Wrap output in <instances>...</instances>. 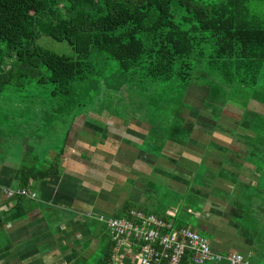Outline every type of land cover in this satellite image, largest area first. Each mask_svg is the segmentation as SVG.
Wrapping results in <instances>:
<instances>
[{
	"label": "crops",
	"instance_id": "1",
	"mask_svg": "<svg viewBox=\"0 0 264 264\" xmlns=\"http://www.w3.org/2000/svg\"><path fill=\"white\" fill-rule=\"evenodd\" d=\"M211 87L191 82L178 91L184 106L176 99L175 110L159 115L85 107L54 134L37 128L36 142L50 143L47 149H36L22 132L16 142L0 144V206L7 208L0 264H76L106 229L97 218L125 216L129 204L174 226L193 229L195 220L216 251L248 254L235 216L245 196L264 193V153L258 154L259 140L253 145L264 135V98L252 93L207 106ZM43 118L54 127L60 119ZM50 163L55 175L29 182L37 197L9 207L3 188L21 186V166ZM107 241L108 249L110 234Z\"/></svg>",
	"mask_w": 264,
	"mask_h": 264
},
{
	"label": "trees",
	"instance_id": "2",
	"mask_svg": "<svg viewBox=\"0 0 264 264\" xmlns=\"http://www.w3.org/2000/svg\"><path fill=\"white\" fill-rule=\"evenodd\" d=\"M247 1L0 0V96L9 85L33 81L53 82L52 93L64 95L92 80L112 88L116 84L107 82L101 69L110 61L116 62L119 83L142 68L154 79L177 80L186 89L197 79L196 64L203 62L225 85L252 87L264 68V23L249 14ZM41 36L66 42L71 52L45 47ZM170 98L164 104L174 103ZM176 99L184 106L182 96ZM56 173L51 163L24 165L18 180L28 187L32 179ZM241 202L235 225L249 247L248 254L241 253L250 264H264V193H251ZM6 213H0V226ZM111 254L112 245L100 264H107Z\"/></svg>",
	"mask_w": 264,
	"mask_h": 264
},
{
	"label": "rangeland",
	"instance_id": "3",
	"mask_svg": "<svg viewBox=\"0 0 264 264\" xmlns=\"http://www.w3.org/2000/svg\"><path fill=\"white\" fill-rule=\"evenodd\" d=\"M62 1V0H61ZM246 8L249 14L255 15L264 23V0H248ZM45 47L57 52L70 53L71 49L66 42H59L50 37L41 36L38 40ZM116 62L110 61L101 69L102 76H108L107 82L115 83V87L109 88L105 81H88L84 85L76 86L70 94H53L56 85L53 82H28L21 87L12 85L7 86L5 92L0 96V144L7 145L10 141L16 142L22 132V135H28L30 144L35 148L50 146V143L36 142V135L39 134L37 128L48 135L59 131L62 121L66 120L69 114L81 111L83 109L94 106L98 111L110 110L124 113H136L140 111H148L153 114H163L176 109V105L164 104L168 97L170 101H175L178 97L180 86L176 85L177 80L172 79H154L150 74H146V70L139 69L125 78L122 83L115 80ZM195 82H209L213 84L212 96L207 100V106H222L227 104L228 100H240L247 95L259 94L264 98V68L258 73L257 85L244 88L241 84H234L229 88L222 79L215 74L207 71V67L203 62L196 64ZM251 75V74H250ZM135 77L134 79H131ZM250 77V76H248ZM199 80V81H198ZM171 84V85H170ZM211 86V85H210ZM182 89V88H181ZM228 89L227 92H225ZM228 93V94H227ZM214 102V103H213ZM81 103V104H79ZM58 114L59 120L55 127L51 124H45L46 114ZM256 121V119L254 120ZM36 124L39 127L35 126ZM55 129V131H54ZM259 140V148L264 153V135H258L254 144ZM251 142V141H250ZM258 143V142H257ZM41 145V146H39ZM256 147V146H255ZM258 149V150H259ZM256 148L253 150L255 151ZM37 152H35L36 154ZM45 151L42 152L44 155ZM16 189V188H12ZM244 198H247L246 196ZM239 209L237 212H239ZM193 230L207 238L209 241L212 235L209 231L197 228L195 220L190 224ZM106 227V225H104ZM187 227V226H185ZM101 238L93 253L88 257L80 258L76 264H100L107 250V240L109 230L106 227H100ZM212 262H206L208 264Z\"/></svg>",
	"mask_w": 264,
	"mask_h": 264
},
{
	"label": "built area",
	"instance_id": "4",
	"mask_svg": "<svg viewBox=\"0 0 264 264\" xmlns=\"http://www.w3.org/2000/svg\"><path fill=\"white\" fill-rule=\"evenodd\" d=\"M3 193L14 207L18 197L36 198L30 186ZM7 208L0 206V213ZM109 230L112 254L107 264H204L228 261L229 264H250L239 251L222 253L211 242L190 227L174 226L165 218L139 209H130L125 216L97 218Z\"/></svg>",
	"mask_w": 264,
	"mask_h": 264
}]
</instances>
